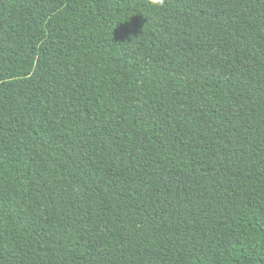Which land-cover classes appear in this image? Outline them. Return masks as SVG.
I'll use <instances>...</instances> for the list:
<instances>
[{
    "label": "trees",
    "instance_id": "16d2710c",
    "mask_svg": "<svg viewBox=\"0 0 264 264\" xmlns=\"http://www.w3.org/2000/svg\"><path fill=\"white\" fill-rule=\"evenodd\" d=\"M0 264H264V0H0Z\"/></svg>",
    "mask_w": 264,
    "mask_h": 264
}]
</instances>
